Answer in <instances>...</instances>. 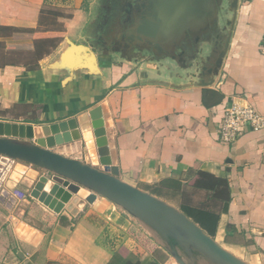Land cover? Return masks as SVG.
<instances>
[{
    "label": "crops",
    "instance_id": "crops-1",
    "mask_svg": "<svg viewBox=\"0 0 264 264\" xmlns=\"http://www.w3.org/2000/svg\"><path fill=\"white\" fill-rule=\"evenodd\" d=\"M126 1L104 33L102 19L89 17L87 0H60L62 12L52 9L53 0H0V121L49 125L87 112L91 130H71L72 141L53 151L114 164L123 181L148 192L168 182L163 199L201 205L206 190L222 182L230 193L227 212L208 204L220 213L214 239L239 238L230 242L241 259L264 264V129L232 144L218 138L232 102L264 116V0H237L235 8L223 0L202 28L160 35L141 55L120 46ZM76 46L88 47L94 60ZM215 49L225 51L217 74L201 76L213 66ZM204 79L210 86H200ZM94 118L102 120L105 156L98 153ZM40 176L15 163L1 185L0 264H106L114 252L175 264L102 198L75 216L54 213L30 196Z\"/></svg>",
    "mask_w": 264,
    "mask_h": 264
},
{
    "label": "water",
    "instance_id": "water-1",
    "mask_svg": "<svg viewBox=\"0 0 264 264\" xmlns=\"http://www.w3.org/2000/svg\"><path fill=\"white\" fill-rule=\"evenodd\" d=\"M221 1L127 0L124 22L127 35L121 38L120 46L129 52L135 47L141 55L160 35L198 30L205 24L203 18L211 16ZM236 3L237 0H232L231 7L235 8ZM75 48L90 52L86 46ZM224 52L215 49L217 58L213 66L204 69L201 76L217 74ZM89 54L94 60V54ZM211 82L204 79L200 86H210ZM78 129L91 130L87 112L49 125L0 121V156L33 167L36 174L41 172L30 193L32 198L54 213L65 210L75 216L85 203L101 197L136 222L175 264H249L223 248L177 206L123 181L116 165L102 161V168H98L94 160L90 163L53 151L54 147L71 142V130ZM93 130L99 155L109 154L102 120L93 121Z\"/></svg>",
    "mask_w": 264,
    "mask_h": 264
},
{
    "label": "trees",
    "instance_id": "trees-1",
    "mask_svg": "<svg viewBox=\"0 0 264 264\" xmlns=\"http://www.w3.org/2000/svg\"><path fill=\"white\" fill-rule=\"evenodd\" d=\"M168 182H162L159 185L150 189V193L154 194L158 197H162L161 188L167 186ZM220 182L219 186L209 190L206 192L209 193L207 196L205 203L201 205H194L191 201L184 197L181 204L179 205V209L184 212L190 219H192L195 223H197L208 235L214 238L217 226L219 223L220 213H216L209 207V201L211 203H220L221 212L226 213L227 207L230 202V193L229 189L222 185ZM173 189L177 190L178 187L176 184H170ZM106 264H161L159 261L154 259L153 257L141 258L137 254L129 253L127 255H122L119 252H114L111 256L110 260Z\"/></svg>",
    "mask_w": 264,
    "mask_h": 264
},
{
    "label": "built area",
    "instance_id": "built-area-1",
    "mask_svg": "<svg viewBox=\"0 0 264 264\" xmlns=\"http://www.w3.org/2000/svg\"><path fill=\"white\" fill-rule=\"evenodd\" d=\"M259 52L264 62V32L259 45ZM264 129V116L260 115L251 105L243 102H232L223 110L218 124V138L222 144H232L245 132H257ZM4 158V157H2ZM0 166V193L1 185L6 180L8 172L16 163L12 159L4 158Z\"/></svg>",
    "mask_w": 264,
    "mask_h": 264
},
{
    "label": "rangeland",
    "instance_id": "rangeland-1",
    "mask_svg": "<svg viewBox=\"0 0 264 264\" xmlns=\"http://www.w3.org/2000/svg\"><path fill=\"white\" fill-rule=\"evenodd\" d=\"M53 1H56V5L54 7H52V9H56V10H59V11L62 12L63 9H61V7H59V1L60 0H53ZM110 1H114L115 2L116 8L113 9V4L110 3L108 0H87V3L89 4V9H90L89 10V14H90L89 17L92 16L90 18H94V20H97V18L98 19H100V18L102 19L101 28H102V31L104 33L106 31L107 25H109L110 22H111L109 20L111 19V17L117 16L116 14H118V9H119L122 1H124V0H110ZM57 2H58V4H57ZM69 12H70V10L68 9V10H65V13H63V14L66 16V15L69 14ZM121 18H123V23H124V21L126 20V14L121 16ZM122 27H124V29L126 28L124 24H123ZM94 162H95V160H94ZM0 166H2V164H0ZM95 166H97L98 168H102L100 165H98V163ZM27 167H30V166H27ZM30 168L34 169L33 167H30ZM8 174H9V172H8ZM7 177H8V175H7ZM48 178H50V176H48ZM163 195H164L163 197H165L164 199H167V201H169V202L176 203L177 205H180L182 200L184 199V197L178 199L176 196H170V195H166V194H163ZM98 198H101V197H98ZM103 200H105V199H103ZM105 201H107V200H105ZM124 216L128 217L125 214H124ZM132 222H133L134 226L139 230L140 234H142L143 236H146V240H150V242H153L156 245V243L148 236V234L136 222H134V221H132ZM231 240L235 241L237 243L241 242L239 238H233V239L229 238L227 240V242H226L224 240H221L217 236V241L223 248L227 249L228 251H230L234 255L240 257L241 252L239 251V246H235V245L231 244V242H230ZM156 246H158V245H156ZM171 261H173L172 258H171Z\"/></svg>",
    "mask_w": 264,
    "mask_h": 264
},
{
    "label": "flooded vegetation",
    "instance_id": "flooded-vegetation-1",
    "mask_svg": "<svg viewBox=\"0 0 264 264\" xmlns=\"http://www.w3.org/2000/svg\"><path fill=\"white\" fill-rule=\"evenodd\" d=\"M110 3H112L113 4V9L114 8H116V4H115V2L114 1H110V0H108ZM131 1V0H130ZM109 4V3H108Z\"/></svg>",
    "mask_w": 264,
    "mask_h": 264
}]
</instances>
